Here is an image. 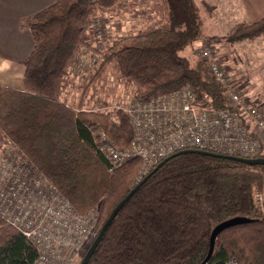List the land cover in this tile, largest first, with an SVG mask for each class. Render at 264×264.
<instances>
[{
	"label": "trees",
	"instance_id": "obj_1",
	"mask_svg": "<svg viewBox=\"0 0 264 264\" xmlns=\"http://www.w3.org/2000/svg\"><path fill=\"white\" fill-rule=\"evenodd\" d=\"M121 1L55 0L22 19L20 28L30 32L33 42L23 61L22 88L0 83V143L11 141L28 156L79 213L98 208L94 238L137 184L133 179L140 164L133 157L113 167L98 149L97 129L118 148L128 147L132 138L128 122L116 124L106 114L85 108L83 95L98 77L111 69L136 100L190 85L199 99L227 107L207 64L201 58L192 64L179 54L204 37L195 0H152L157 24L109 38L102 51L92 24ZM257 36H264V16L234 24L224 40ZM80 50L97 53L98 67L72 104L62 94ZM261 157L263 152L248 158ZM153 168L112 219L87 264H201L213 227L234 216L253 221L221 231L204 264H264V164L189 152ZM36 254L32 243L0 217V264H31Z\"/></svg>",
	"mask_w": 264,
	"mask_h": 264
},
{
	"label": "built area",
	"instance_id": "obj_2",
	"mask_svg": "<svg viewBox=\"0 0 264 264\" xmlns=\"http://www.w3.org/2000/svg\"><path fill=\"white\" fill-rule=\"evenodd\" d=\"M96 28L103 34L102 24ZM211 77L222 88L226 108L199 99L187 85L169 94L132 101L124 108L133 138L130 148H118L98 131L99 148L113 167L136 157L146 175L160 160L184 149H212L237 157H253L264 147V111L246 101L232 84L220 56L209 44L198 50ZM82 58V57H81ZM83 69L85 60H77ZM0 158V217L35 247L31 264H75L90 238L92 212L80 214L43 173L10 145ZM79 264V263H78Z\"/></svg>",
	"mask_w": 264,
	"mask_h": 264
},
{
	"label": "rangeland",
	"instance_id": "obj_3",
	"mask_svg": "<svg viewBox=\"0 0 264 264\" xmlns=\"http://www.w3.org/2000/svg\"><path fill=\"white\" fill-rule=\"evenodd\" d=\"M202 1L195 0V3L201 21V34L204 37L193 42L191 46L180 50L179 54L187 56L193 64L198 58H201L198 52L200 46L206 43L211 45L220 56L232 80V84L238 88L248 101L264 111V36H257L234 43L225 41V34L238 21L228 17V11L233 10L231 5L234 4L233 1L235 2V0H206L213 2L215 5L213 11L210 6L205 5ZM151 2L152 0H122L117 8L106 11L102 17L96 18L92 24V30L96 36V42L101 43L99 45L101 50H105L106 41L109 38H118L130 31H136L149 25L157 24L156 14L150 7ZM211 16L215 18L211 19ZM96 22L102 24L103 34L97 30ZM216 40L218 41L216 42ZM210 42H215L216 44L212 45ZM98 56L95 52H86L85 50H80L76 54L69 67L70 73L64 81L62 100L72 104L77 102L82 93L83 85L87 82L92 71L98 67V62L96 61ZM80 59L86 61L83 69H80L77 62ZM83 96L86 109L102 112L116 124H120L123 121L128 122L124 108L134 99L133 94L111 69L106 70L103 75L98 77L85 91ZM97 131H102L105 134L102 129H97ZM111 143L113 144L112 141ZM130 144L126 149L131 147ZM10 145H13L11 141L4 144L0 143V158L2 156L1 153ZM19 155L24 156V159H27L36 167L22 151L19 152ZM141 167L140 161L137 173L133 179L134 183H138L145 176L140 174ZM36 170L42 173L37 167ZM261 200L264 203V193ZM87 212H92L94 226H92L90 238H87L76 255L75 264L80 263L82 251L94 240L93 238L99 225L101 214L98 208Z\"/></svg>",
	"mask_w": 264,
	"mask_h": 264
},
{
	"label": "crops",
	"instance_id": "obj_4",
	"mask_svg": "<svg viewBox=\"0 0 264 264\" xmlns=\"http://www.w3.org/2000/svg\"><path fill=\"white\" fill-rule=\"evenodd\" d=\"M54 2L55 0H0V83L22 88L23 61L30 54L33 42L30 32L26 28H20V21ZM202 2L210 6L212 11L215 8L213 2ZM233 3V10L228 11V17L238 20L237 23L255 22L264 16V0H235ZM214 18L211 16V19Z\"/></svg>",
	"mask_w": 264,
	"mask_h": 264
},
{
	"label": "water",
	"instance_id": "obj_5",
	"mask_svg": "<svg viewBox=\"0 0 264 264\" xmlns=\"http://www.w3.org/2000/svg\"><path fill=\"white\" fill-rule=\"evenodd\" d=\"M189 152H197L200 154H209V155L218 156V157H222V158H226V159H230V160L242 161V162H245V163L251 164V165L264 164V157L249 159V158L237 157V156L227 155V154L212 153V152H209L206 150L191 148V149L180 150L178 152H175V153L167 156L166 158H164L161 162H159L153 168L152 172L157 170L163 163H165L171 157H174V156H177V155H180L183 153H189ZM149 175H150V173L147 174L146 176H144V178L141 181H139L134 186V188H132V190L124 198H122L120 200V202L113 208V210L111 211V213L109 214V216L107 217L105 222L102 224V226L99 229L96 237L94 238L93 242L91 243L88 251L85 253L83 259L81 260V262L79 264H87L88 260L92 256L94 250L96 249L98 243L100 242L104 232L106 231L107 227L111 223L112 219L116 216L117 212L124 205V203L133 195V193L140 187V185L148 178ZM251 221H253V220L248 218V217L234 216L232 218L226 219V220L218 223L217 225H215L211 231V234H210V245H209L208 253H207L205 259L202 261L201 264H204L209 259V257L211 256V254L213 252V248H214L215 239L221 231H223V230H225L231 226L249 223Z\"/></svg>",
	"mask_w": 264,
	"mask_h": 264
},
{
	"label": "bare ground",
	"instance_id": "obj_6",
	"mask_svg": "<svg viewBox=\"0 0 264 264\" xmlns=\"http://www.w3.org/2000/svg\"><path fill=\"white\" fill-rule=\"evenodd\" d=\"M114 145V144H113ZM115 146V145H114ZM117 147V146H116ZM99 149V151L103 154V155H105L106 156V154L100 149V148H98ZM106 158L109 160V158L106 156ZM109 162H110V160H109ZM121 165V164H120ZM119 166V165H118ZM229 264H235L234 263V261L232 262H230Z\"/></svg>",
	"mask_w": 264,
	"mask_h": 264
}]
</instances>
